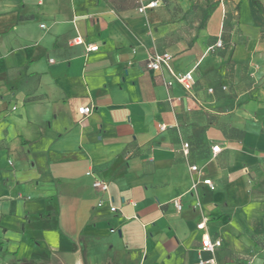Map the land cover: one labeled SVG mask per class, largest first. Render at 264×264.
I'll use <instances>...</instances> for the list:
<instances>
[{
	"label": "crops",
	"instance_id": "obj_1",
	"mask_svg": "<svg viewBox=\"0 0 264 264\" xmlns=\"http://www.w3.org/2000/svg\"><path fill=\"white\" fill-rule=\"evenodd\" d=\"M140 5L0 0V264H199L205 234L220 264L264 263V14L222 1L214 33ZM155 49L190 90L147 69Z\"/></svg>",
	"mask_w": 264,
	"mask_h": 264
},
{
	"label": "built area",
	"instance_id": "obj_2",
	"mask_svg": "<svg viewBox=\"0 0 264 264\" xmlns=\"http://www.w3.org/2000/svg\"><path fill=\"white\" fill-rule=\"evenodd\" d=\"M140 4L141 5H140L138 10L141 13H143L147 8H154V7L159 6L160 0H152L146 4H144L143 1L140 0ZM74 43L75 44H83L84 40L82 37L77 36L74 39ZM216 46L222 47L223 41L221 39L218 40L216 42ZM98 49H99V46L97 44H89L86 47L87 51H97ZM172 58H173V55L171 53L155 49V50H153L152 53L149 54V56L146 60V67L149 70L158 71L162 74H163V71L166 70L170 75L169 79H165L167 85L171 86L174 83H178L184 89L190 90L195 83V78H194L193 72L192 71L182 72V71L175 70L171 65ZM225 88L226 87L223 86V89H225ZM208 90L210 92H212L214 89L211 87ZM79 110H80L81 114L88 115L93 111V106L92 105L83 106ZM161 128H165V125H161ZM189 147H190V144L188 142L183 143L182 152L185 156H187L189 154ZM220 151H222V146L220 144H214L212 146L213 155H217ZM189 168L192 171V173H195V174H201V172H202V167H200L197 164L190 165ZM87 174L92 175V171L89 170L87 172ZM199 182H202L204 185H209L210 187H213V183H212L211 179H203L202 181H195L192 183V189L196 192V196H197L196 197L197 199H196V202L194 205V207H196V208H201V205H202V201H201L199 195L197 194V185ZM92 185L95 189L101 191L102 193L108 192L109 185L104 180L94 178ZM107 201L109 203L110 211L116 212L118 210V208L113 204L112 198L108 197ZM104 203H105V200L100 199L99 202L97 203V206L101 207L104 205ZM173 204L178 211H180L182 209V202H181L180 197L175 198L173 200ZM205 220H206V218H203V220L197 224V228H200V229L205 228V225H206ZM221 245H222L221 239H212L207 234L203 235L202 241H201V251L202 252H208L211 254V256H209V257L200 256L199 264H220L218 259L215 256V252ZM263 258H264V253H263Z\"/></svg>",
	"mask_w": 264,
	"mask_h": 264
},
{
	"label": "rangeland",
	"instance_id": "obj_3",
	"mask_svg": "<svg viewBox=\"0 0 264 264\" xmlns=\"http://www.w3.org/2000/svg\"><path fill=\"white\" fill-rule=\"evenodd\" d=\"M171 5L169 9L170 15L175 18H180L183 20V25L192 27L194 22H201L202 17L207 19L210 16L209 30L217 33L219 29V24L222 19L221 15V2L225 0H168ZM217 1L220 4H217ZM245 1V0H244ZM264 1V0H262ZM226 13L225 15L230 17V21L237 18L235 15V8L231 7L228 10V6L225 4ZM244 13L243 16L247 18L246 6L243 5ZM205 20V24H206ZM187 24V25H186ZM261 260L264 261L262 256ZM264 264V263H263Z\"/></svg>",
	"mask_w": 264,
	"mask_h": 264
},
{
	"label": "trees",
	"instance_id": "obj_4",
	"mask_svg": "<svg viewBox=\"0 0 264 264\" xmlns=\"http://www.w3.org/2000/svg\"><path fill=\"white\" fill-rule=\"evenodd\" d=\"M164 1H168V0H164ZM252 4L256 7L257 9V13L260 15V16H263L264 14V5L263 3L261 2V0H251ZM217 4L219 5L220 2L217 1ZM240 2L236 5V9H239L240 8ZM205 18L206 17H202V20L199 24V28H203V26L205 25Z\"/></svg>",
	"mask_w": 264,
	"mask_h": 264
}]
</instances>
